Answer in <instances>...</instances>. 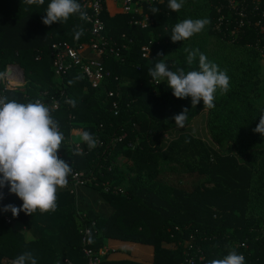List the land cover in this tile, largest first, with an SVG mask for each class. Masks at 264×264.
<instances>
[{
  "label": "trees",
  "instance_id": "16d2710c",
  "mask_svg": "<svg viewBox=\"0 0 264 264\" xmlns=\"http://www.w3.org/2000/svg\"><path fill=\"white\" fill-rule=\"evenodd\" d=\"M100 1L102 35L119 56L104 57L110 77L104 86L93 89L77 70L55 77L49 56L52 43L67 42L73 47L89 43L92 36L86 20L73 15L66 23L45 26L42 18L50 0L42 5L38 0L33 5L0 0V76L7 66L17 65L25 78L24 87L14 91L4 90L0 81V96L19 103L57 102L51 115L64 135L58 155L72 168L70 185L74 173L82 174L83 180L94 179L87 185L112 209L107 216H83L75 195L56 194L54 210L32 216L24 213L36 233L31 240L0 213V264H11L25 251L33 253L37 264H87L82 245L85 229L89 231L85 248L95 256L107 240H118L152 247V264H187V258L203 264L197 259L200 252L209 264L232 250L242 254L246 264H264V137L253 131L264 114V104L258 108L253 102L264 92L256 87L259 60H264V32L246 24L241 33L232 34L237 18L227 0H183L178 12H172L169 0H163L144 7L150 22L146 28L131 24L140 18L136 15L110 16L107 0ZM151 7L159 9L155 16ZM261 15L262 11L251 19L264 23ZM184 19L209 23L197 34L199 39L194 35L173 43L172 28ZM77 25L84 29L79 39L73 31ZM211 38L219 45L212 55L206 48ZM144 46L149 47L147 58L142 57ZM229 46L233 57L225 53ZM185 49H199L191 66ZM237 50L239 55H234ZM200 53L230 78L228 91L217 90L211 109L202 102L192 107L191 98H175L166 79L157 85L149 75L159 60L172 71L198 70ZM106 91H118L120 98L110 99ZM69 100L75 101V107L65 102ZM113 100L118 102L117 116ZM185 108L184 127L205 113L210 144L190 134L172 138L169 145L163 142L165 134L177 129L173 117ZM76 130L80 135L90 132L101 145L89 150L80 136L78 151L70 143ZM227 148L232 153L225 154ZM117 158L122 160L120 165L115 163ZM171 163L185 167L196 183L187 188L161 181L163 165ZM98 264L137 263L102 258Z\"/></svg>",
  "mask_w": 264,
  "mask_h": 264
},
{
  "label": "clouds",
  "instance_id": "9594fccd",
  "mask_svg": "<svg viewBox=\"0 0 264 264\" xmlns=\"http://www.w3.org/2000/svg\"><path fill=\"white\" fill-rule=\"evenodd\" d=\"M27 5H33L37 0H23ZM42 5L44 0H38ZM183 7V0H169L168 8L178 12ZM155 16L159 12L151 7ZM73 15L81 20H87V14L82 10L78 0H50L42 18L45 26L66 23ZM209 23L207 19H184L172 28L170 39L173 43L190 39L200 33ZM75 38L84 34L82 26L74 29ZM186 62L189 66L196 60L199 49L189 50ZM159 55V54H158ZM153 82L160 85L161 80L167 81V87L177 99L191 98V106L196 107L201 102L204 108L211 109L214 105L215 93L219 90L226 93L230 78L226 71L220 70L214 62L199 54L198 70L185 72L182 68L172 71L163 60L155 63L149 69ZM75 107V101H65ZM57 104L51 105L36 101L19 103L0 96V200L4 199L3 189L15 195L22 201L21 207L8 204L4 212H11L13 217L24 212L32 216L37 211L45 213L56 207V193L65 188L72 168L68 162L58 155L64 135L58 122L51 112ZM188 109H183L173 117L175 125L183 129L188 119ZM264 137V114L259 116V123L253 130ZM82 141L89 150L94 149L98 140L88 131H82ZM11 264H37V259L30 251H25L14 258ZM209 264H246L242 254L232 250L223 258L213 259Z\"/></svg>",
  "mask_w": 264,
  "mask_h": 264
},
{
  "label": "built area",
  "instance_id": "2783aa9c",
  "mask_svg": "<svg viewBox=\"0 0 264 264\" xmlns=\"http://www.w3.org/2000/svg\"><path fill=\"white\" fill-rule=\"evenodd\" d=\"M121 4V13L133 14L138 17L131 22L132 25L146 28L150 22L146 15L143 13V9L146 6H152L160 4L163 0H117ZM82 10L87 14L86 22L90 25V34L92 39L89 43L79 45L76 47L71 46L67 42L52 43L49 48V56L51 60V69L53 74L57 78H64L72 70H77L90 84L91 88L98 89L104 86V82L110 77V73L106 71L104 67V57L107 55L119 56V53L110 47V43L102 35L105 29V24L100 18L101 14V1L100 0H78ZM230 10L233 11V15L237 18L235 22V28L232 34H239L242 32V28L246 24H254L258 26L262 32H264V23L261 20L253 22L251 18L259 16L262 11L261 18L264 17V0H227ZM149 55V47H143L142 57L147 58ZM263 56V54H261ZM40 57H37V60ZM0 81L4 90L14 91L20 90L25 85V78L21 68L17 65L7 66L5 72L0 76ZM107 97L110 99H119L120 93L118 91H106ZM111 102L114 115H118V102ZM43 102L44 101H40ZM52 104V103H51ZM50 104V105H51ZM58 105L53 107L56 110ZM74 131H72L73 134ZM172 138L169 134H165L163 142L169 145ZM70 143L73 142L70 140ZM101 145L100 143H98ZM78 151H81L79 145L73 144ZM94 179L83 180L82 174L74 173L71 179V185L69 186V193L76 196V188L83 184H90ZM88 182V183H86ZM108 188H105L107 191ZM120 192V189H116ZM7 223L9 221L6 220ZM82 238L83 253L87 258V264H98L99 257L93 254L89 249L85 248L87 244L86 235L89 234L87 229L83 232ZM200 252V250H197ZM188 256V255H187ZM199 263L206 264L203 254L200 252V256L197 258ZM187 264H195L193 258H187L185 260Z\"/></svg>",
  "mask_w": 264,
  "mask_h": 264
},
{
  "label": "crops",
  "instance_id": "0c3cea01",
  "mask_svg": "<svg viewBox=\"0 0 264 264\" xmlns=\"http://www.w3.org/2000/svg\"><path fill=\"white\" fill-rule=\"evenodd\" d=\"M106 8L110 16L121 13V4L117 0H107ZM204 114V120L200 114L197 116L188 126L183 129H175L170 132L171 138H179L184 134H190L195 139L203 141L205 138V120L206 115ZM190 126V127H189ZM188 128V129H187ZM71 141L75 145L80 143V130H76L72 134ZM70 183L62 189H58L56 194L63 193L69 190ZM4 199L0 200V213L6 214L5 219L12 224L14 228L20 231L26 240H31L36 236V233L28 225V216L24 212H20L18 216L13 217L11 212H4L3 208L12 204L16 207L22 206V201L19 200L15 195L9 194L7 188L3 190ZM76 200L78 205V211L80 214L85 216L88 213H94L97 215L107 216L111 213L112 209L107 204L102 195L92 186L83 184L76 188ZM99 262L102 258H107L110 262L120 261H131L137 264H152L153 261V249L150 246L141 244H132L127 242H121L118 240H107L105 247L102 248L99 253ZM98 262V263H99Z\"/></svg>",
  "mask_w": 264,
  "mask_h": 264
},
{
  "label": "rangeland",
  "instance_id": "374dc122",
  "mask_svg": "<svg viewBox=\"0 0 264 264\" xmlns=\"http://www.w3.org/2000/svg\"><path fill=\"white\" fill-rule=\"evenodd\" d=\"M195 39H199L200 37H198L197 34H195ZM206 48L209 54H214L216 51H218L219 49V45L218 42L211 38L208 39L206 41ZM225 53L229 56V57H233V47L229 46L225 48ZM234 55H239V50H237V53ZM259 64H260V73L258 76V80H257V85L256 87H260V92L264 91V60H259ZM127 84H129L128 80L125 81ZM259 92V93H260ZM254 104L256 105V107H260L261 105L264 104V92L262 94V96H255L253 99ZM202 118L204 117V114H201ZM204 120V118H203ZM190 127V126H189ZM188 129V128H187ZM205 138L202 142L206 143V144H210V140L208 137L207 132H205ZM226 153H232L231 149L227 148L225 150V154ZM115 163L120 165L122 163V160L117 158L115 160ZM163 172L160 174L159 178L161 181L167 183V184H174V185H179L181 187H187L190 188L192 187L196 182H195V178L193 177V175H188L186 173V168L185 167H180L174 163H171L167 166L163 165L162 167ZM170 169H172L173 171H171Z\"/></svg>",
  "mask_w": 264,
  "mask_h": 264
}]
</instances>
